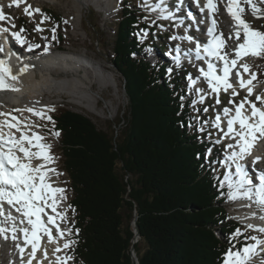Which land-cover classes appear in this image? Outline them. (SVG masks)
Returning a JSON list of instances; mask_svg holds the SVG:
<instances>
[{
    "label": "trees",
    "instance_id": "1",
    "mask_svg": "<svg viewBox=\"0 0 264 264\" xmlns=\"http://www.w3.org/2000/svg\"><path fill=\"white\" fill-rule=\"evenodd\" d=\"M125 6L133 9L124 5L110 58L124 81L123 120L105 131L70 108L53 117L70 179L75 262L223 264L240 225L192 128L193 108L181 100L185 72L168 77L167 59L147 60L138 34L143 16Z\"/></svg>",
    "mask_w": 264,
    "mask_h": 264
},
{
    "label": "rangeland",
    "instance_id": "2",
    "mask_svg": "<svg viewBox=\"0 0 264 264\" xmlns=\"http://www.w3.org/2000/svg\"><path fill=\"white\" fill-rule=\"evenodd\" d=\"M0 1L7 8L8 23L12 24L17 22L23 24L22 27L25 29L24 33L29 38L30 42L33 44L39 43L40 46L39 48H36L34 55L41 54V52L47 54L48 49L57 52L66 51L71 54L83 55L87 59L100 64V66H98V64L92 63L94 68L88 64L89 67L96 71L97 75L94 74L92 79H90V74L84 76L85 80L90 83V86H87L86 88V92L89 94V98L91 99L90 100L86 97L84 101L94 102V106L91 107V111L87 109L86 104L79 103V99H77L78 95L74 96L68 93H56L53 91H44L41 93V95L37 97V100L41 101L37 102L45 103V105L34 106V111L32 112L26 109L27 103L7 104L5 101L0 102V113H2L3 110H7V108H11L17 113L23 115L31 114L30 118H27L26 123H29L31 126H34L36 130H40L42 132L44 137V142L42 141V143L51 145L50 154L54 157L52 165L53 169H55L56 176L58 177V179H56L58 182H54V187L64 189V196L66 197V199L62 200L61 204H58L57 209L66 217L65 219H61V221L64 225L68 224V229L71 230V217L69 215V213H71L69 206V199L71 198L70 179L63 170V157L60 151V144L58 143V135L54 128L53 117L58 114L60 107L70 108L86 115L96 124L97 128L105 131L112 129L111 127L114 124L123 120L124 112L128 104L124 89V81L116 72V68L111 63L110 58L113 56L112 43L114 40V33L118 26L120 14L124 9L126 0H115V4H113V0H88L89 5L87 6L75 5L77 3L76 0H26V2H23L22 0V2L19 3V6H16V4L12 1ZM128 2L137 4V8L136 6H133V9H129L127 6H125V8L131 10V12L145 11L147 16H149V22L154 25L152 33L147 31L142 32L143 37H140L141 40L142 38H146L147 41H150L149 37L152 36L156 43H168V36L172 37V40L177 39L178 37H175L174 34H180L182 32L183 26L173 23L168 20V18H166L165 21H161L159 19L161 17L150 15V12L145 9V3L141 2V0H128ZM172 3L175 5L174 2ZM217 3L219 5V10L224 8L223 0H217ZM27 5H31L32 9H40L43 7L44 11L45 9L52 11L55 13L54 15L56 20L54 22H57V24L53 26L52 22L50 23L42 20L40 12H34L31 16L26 15L24 9ZM258 7L261 9L260 18L253 15L251 7L247 4L245 5L244 15L246 20L257 30L264 31V5ZM218 17L220 20V33H223V37L226 41V49L230 50L243 41V35H241L239 40H237L234 32L231 31L230 28L226 27V22H228L230 18L222 15L221 13ZM156 19L157 21H155ZM37 25L42 26L43 31H36L35 29ZM53 29H55L54 33ZM158 30H162L165 34H161V37L157 36L156 34ZM230 35L231 38H229ZM53 36H55V38H53ZM143 52L151 64H154V62L161 56L158 48L155 49L154 47L145 49ZM247 60L249 61L247 63L250 66V74L256 72L258 75L257 80L259 81L257 84L258 90L252 93V100L254 103L264 107L260 101L256 100L257 96L264 97V55H251ZM229 82L232 84V89L223 91V93L220 94L219 92H211L209 84L206 83L200 87L198 86V89L195 92L190 91L189 87H187L189 90L187 94L194 92L192 105L195 108L196 106L198 107L197 111L200 115L207 116L206 121H209L208 123H214L212 119L214 114H223L224 108L232 110L231 108L245 100L244 95H246V92L244 90L241 91L239 84H233L230 77ZM233 90L240 94V96L236 97L233 95ZM201 97H203V99H201ZM217 99H219V103H217ZM205 101L206 104L204 105ZM8 105L10 106L8 107ZM205 109H207V111H205ZM35 112H42L44 115L38 116ZM91 112H94V114ZM210 114L211 120L208 119V115ZM48 117H51V120H49ZM20 118L22 120L23 117L20 116ZM199 120L200 119L197 118L195 121L198 123ZM205 124L207 123H203L202 126H205ZM207 131L209 132V135L211 132L216 135L215 129L208 128ZM208 139L209 138L207 137V140ZM259 141V143L264 146V141H262V139ZM226 148H228L227 144L224 146V149ZM259 151L261 152L258 153L262 156V158H264V148L263 150L259 149ZM228 183L229 181L224 177L220 184L221 186H224L229 193L230 189L228 187ZM239 200H231L228 195V199H226L225 203L228 206L227 208L231 218L239 222V224H241L244 228L243 231H240L241 238H239V241L234 244V251L238 248H242V245L245 243H255V241L249 239L250 237L255 236L260 240H264V235L256 234V232L244 226L245 223H243V221L245 222L246 220H242L243 218L241 217L244 207L239 205ZM63 210H65V212H63ZM234 239H238V235H235ZM3 246V249L0 250V264H9V258H11L10 255L15 253L16 244L11 241L4 243ZM263 248L264 245L259 247L257 251H263ZM253 259L264 263V257L254 258L253 256L250 264H259V262L253 261Z\"/></svg>",
    "mask_w": 264,
    "mask_h": 264
},
{
    "label": "snow or ice",
    "instance_id": "3",
    "mask_svg": "<svg viewBox=\"0 0 264 264\" xmlns=\"http://www.w3.org/2000/svg\"><path fill=\"white\" fill-rule=\"evenodd\" d=\"M22 0H14L16 6ZM26 2V0H23ZM245 3L251 7L252 13L257 18H260L261 9L257 6L255 0H228L227 10L235 21V37L239 40L241 32H243V43H240L235 49V58L229 60L228 54L225 52L221 55V49L226 47V41L223 38V33L219 36H213V39L208 44L203 46L205 53L209 56H215L222 60L223 75L216 74V66L211 62L208 63V71L203 74L208 78L209 87L214 92H218L221 87L224 91L232 88V84L229 82V76L231 70L236 67L237 62L244 56L264 55V31L254 29L245 19H243V13L245 9L241 6ZM211 12L217 11V6L214 0H207L205 5ZM26 15H33L34 12H40L39 8L32 9L31 5H27L24 9ZM203 11V9H201ZM171 15V13H169ZM46 19L48 17H45ZM5 14L0 9V21L5 20ZM216 26V21L213 20L212 27L208 29L209 35H213ZM15 27V24L12 25ZM36 31H43L39 25H37ZM23 27L19 31L11 32V36L14 37L21 45L25 43L21 33L24 32ZM9 32L8 28H0V33ZM55 29H53V33ZM55 38V36H53ZM174 38V37H173ZM192 40L191 36L182 37V39ZM231 38V35L229 36ZM39 47V45H29V48ZM2 50V49H0ZM197 56L199 58L200 45L197 44ZM175 59H179L177 56ZM27 65L24 66L22 71L27 70ZM245 72H248L250 66L248 64L240 65ZM10 76L12 80L17 79V75H12V69L5 64L3 60H0V89L12 87L6 83V77ZM236 78L239 80L240 87L247 86V92L249 96L253 93L252 81L256 79L255 74L251 75L249 80L243 79L239 71L236 72ZM18 90V89H13ZM233 95L238 93L233 90ZM203 99V97H201ZM257 101H260L264 105V97L257 96ZM219 103V99H217ZM231 103V101H230ZM245 103L250 105L251 113L246 114L244 111ZM32 112L33 109H28ZM207 111V109H205ZM225 116L230 113L229 108H224ZM38 116H43L42 112H35ZM0 115H6L0 113ZM16 120L15 117L12 118ZM51 120V117H48ZM220 117H216V126L219 127ZM2 125H6L9 129L15 128L20 131L19 123H12L9 121L0 122ZM238 125V127H236ZM58 135V133H57ZM225 136L233 135L236 138V144H229V148L238 147L239 151H233L228 157V160L236 161L243 159L245 156L250 155L252 149L255 147L256 142L260 139H264V107H258L256 103L251 102L245 97V100L238 104L235 108V115L231 116L227 120V132ZM43 137L33 133L31 136L21 131L19 137L9 132L5 135L0 132V235H3L7 239V233L11 231L12 239H17V231L23 233L25 245H31V258H35L37 250L40 248L41 239L43 236H47L49 242L56 239L53 235V226L60 237L64 236L65 231L61 229L59 224L56 223V219H65L66 217L57 211L59 201L66 199L64 196V189L54 187L50 182V173H55V169L48 168L47 165L54 161V157L50 154L51 145L42 143ZM36 149L33 151L32 149ZM20 153L22 155H18ZM259 159V158H257ZM33 160L40 161V163L33 164ZM235 174L239 177L234 183L229 176H225V179L229 181L228 187L230 189L229 199H247L254 202L261 211H264V172L258 177L259 183H253V179L250 178L245 170L244 166L240 163H236ZM7 206V207H6ZM20 213L22 219L20 224H24L25 220L27 225L22 228H17L14 223L15 217L12 216L11 210ZM47 209H51L52 214H48ZM255 215V213H253ZM261 220H264V215L260 216ZM8 221H13L11 227H7ZM249 228H253L254 225L249 224ZM258 231L264 233V227H259ZM240 230L237 229L234 235H239ZM249 239L255 241L252 244H246L239 250H233L230 247L225 253L223 264H250L252 257L256 255L257 249L264 245V240H260L253 236ZM74 241H65L64 248H69ZM19 247V245H18ZM55 251H60L57 247ZM20 252L23 254L24 248L20 247ZM47 252L45 250V257ZM29 259L28 264H32V259ZM61 257H57V261L61 262ZM72 259L66 257L63 259V264H66L67 260Z\"/></svg>",
    "mask_w": 264,
    "mask_h": 264
},
{
    "label": "bare ground",
    "instance_id": "4",
    "mask_svg": "<svg viewBox=\"0 0 264 264\" xmlns=\"http://www.w3.org/2000/svg\"><path fill=\"white\" fill-rule=\"evenodd\" d=\"M7 1H13L14 0H7ZM77 6L80 5H89L88 0H76ZM257 2V1H256ZM171 5V3H169ZM258 5H264L263 3L257 2ZM98 6V5H97ZM171 13L176 12L174 9H171L167 7ZM199 11H196L195 17L202 15V12L204 11V5H198ZM203 9V11H201ZM160 12V9H157ZM181 16L180 10H177ZM184 17V15H183ZM243 19L246 20V17L243 16ZM192 21V20H191ZM247 21V20H246ZM188 19H184V24L192 25L188 23ZM248 22V21H247ZM254 29H256L250 22H248ZM227 25L232 28L233 31H235L234 22H227ZM175 37H181L180 34H174ZM195 37V35H194ZM181 40V39H180ZM7 54L2 56L3 58H6V65L9 66L12 69V75H17L16 80H12L10 76H7L6 83L11 85L12 87L0 89V102L5 101L7 104L12 103H27L26 109H33L34 106H40L45 105V103H39L41 100H37V97L41 95L44 91H53L56 93H68L72 94L74 96H77V99H79V103L86 104L87 109L91 111V107L94 106L93 101H84L86 97L89 98V94L86 92L87 86H90L88 81L85 80V75L90 74V79L93 78L94 74L97 75L96 71L93 70V64H98L97 62H93L92 60L87 59L83 55L78 54H71L66 51L57 52L54 50H50L48 54H40V55H32L29 57H24L26 59V62L21 64V57H13L11 53H16L13 48H9L7 50ZM250 57V56H249ZM248 59V56L242 57L236 65L235 68H233L232 72V78H233V84H239V80L236 78V72L240 71L239 65L242 64V62H246ZM247 62H249L247 60ZM88 64H90L93 68L89 67ZM27 65V70L22 71L21 69L24 68V66ZM188 66V65H186ZM241 74V73H240ZM242 75V74H241ZM243 79H245V76H243ZM87 79V78H86ZM201 80V79H200ZM234 86V85H233ZM18 90H13V89ZM240 88V87H239ZM230 89V88H229ZM232 89V88H231ZM247 89V88H246ZM223 91V87L219 89V91ZM247 91V90H246ZM91 100V99H90ZM39 101V102H37ZM189 102V101H188ZM48 103V102H46ZM10 105H8L9 107ZM94 114V112H91ZM4 117L9 115L10 117L7 119V121L12 123H17L20 120V117L15 113V111L11 108H7V110H3ZM19 115H23L20 114ZM99 115V114H98ZM15 117L16 120H13L12 118ZM1 122H4L3 120ZM4 129L9 130V132L15 134L17 137L22 132H25L29 136H31L33 133H36L40 136L41 133L35 129L34 126H31L29 123H26V121H22L19 123L20 131H17L15 128L9 129L6 125H3ZM33 151H36V149H32ZM261 152L257 148H253L252 152ZM19 155H22L19 153ZM255 160L257 158H261L260 154H255ZM40 163V161L33 160V164ZM48 168L53 169L52 163L47 165ZM249 173L251 170H248ZM50 182L55 186V181L58 179L56 176V173H50ZM58 182V181H56ZM239 200V199H238ZM245 201V202H244ZM62 201H59L58 204H61ZM239 205L244 207L243 212L241 213L242 220H246V222L254 225L255 228L264 227V220L260 219V216L264 215V211H261V209L252 201H249L247 199L241 198L239 200ZM48 214L51 213V209L46 210ZM59 212V210L57 209ZM61 212V211H60ZM255 213V215H253ZM13 217H15L14 223L16 224L17 228H22L27 225V221L25 220L24 224H20V220L22 219V216L20 213L13 214ZM13 221H8L7 227H11ZM56 223L59 222L56 220ZM7 239L4 238L3 235H0V249L3 247L4 243H8L11 241H14L19 248L23 247L25 244L23 233L20 231H17V239L13 240L11 231H9L7 234ZM53 235L56 237L55 240L52 242H49L47 236H44L41 239V246L38 249L40 257L31 258L30 255L27 254L28 260L32 259V264H58L57 256L59 255V251H55L57 247H62V238L59 234L54 230ZM17 250V249H16ZM45 250L47 252V256L45 257ZM29 251L31 252V246L29 247ZM12 252V251H11ZM21 253H19L20 256ZM15 257V260L19 259L16 254H11ZM45 260V261H43ZM47 260V261H46Z\"/></svg>",
    "mask_w": 264,
    "mask_h": 264
},
{
    "label": "water",
    "instance_id": "5",
    "mask_svg": "<svg viewBox=\"0 0 264 264\" xmlns=\"http://www.w3.org/2000/svg\"><path fill=\"white\" fill-rule=\"evenodd\" d=\"M136 219H137V212H135V218L133 220V224H134V232H135V236L133 238V242H136L138 237H139V234H138V227H137V224H136ZM132 255L134 256V258L137 260V257L135 255V252H134V247H132Z\"/></svg>",
    "mask_w": 264,
    "mask_h": 264
}]
</instances>
